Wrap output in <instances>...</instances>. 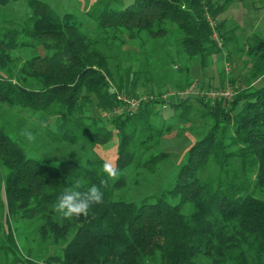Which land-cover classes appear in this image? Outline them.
Wrapping results in <instances>:
<instances>
[{
  "label": "trees",
  "instance_id": "1",
  "mask_svg": "<svg viewBox=\"0 0 264 264\" xmlns=\"http://www.w3.org/2000/svg\"><path fill=\"white\" fill-rule=\"evenodd\" d=\"M20 1L0 0V6ZM26 1L30 11L21 24L0 22V108L30 112L60 147L88 145L94 153L82 165H45L27 156L22 138L0 126V264H264V33L242 47L248 73L230 99L165 101L158 95L133 113L124 100L139 99L138 77L128 71L116 80L105 53L124 39L177 37L180 82L174 89L186 91L194 85L190 64L206 68L222 54L215 34L225 43L229 33L219 17L235 0H99L87 14L93 30L74 12L62 15L42 0ZM225 78L222 71L219 87L202 88L223 90ZM193 102L205 108L201 118L209 129L164 185L159 174L172 155L160 142L172 130L152 120L164 123L167 103L181 126L189 124ZM117 108H124L122 114L108 122L120 140L119 175L104 187L105 161L96 149L112 141L102 119ZM75 180L81 190L101 187L103 202L86 217L64 219L51 205ZM18 221L35 225L43 244L62 249L44 260L34 255L33 241L16 235Z\"/></svg>",
  "mask_w": 264,
  "mask_h": 264
},
{
  "label": "rangeland",
  "instance_id": "2",
  "mask_svg": "<svg viewBox=\"0 0 264 264\" xmlns=\"http://www.w3.org/2000/svg\"><path fill=\"white\" fill-rule=\"evenodd\" d=\"M42 1L49 3L62 15L67 12H74L83 19L86 27L91 30L94 29L95 25L89 20L87 14L99 0ZM131 2L132 0H125V5ZM214 2L221 5L225 0H214ZM28 10L26 0L9 4L6 7L0 6V22L7 26L10 23L21 24L29 15L30 10ZM219 21H226V30L229 33L227 36L228 41L224 43L215 34V42L222 54H216L215 59H211L213 63L206 68H202L199 62L196 61L190 64V75L194 82L191 89L203 90L202 86L209 83H212L214 87H219L221 84L218 79V73L222 71H224L226 76L222 84L226 87H231L236 91L238 84L244 82L248 73V66L245 52H241L242 47H249L253 43L255 36H260L264 33V3L262 0H235L229 10L219 17ZM233 29L234 31L232 32L231 30ZM179 51H181V48L178 38L172 37L158 41L134 40L128 42L124 39L123 42H114L105 53L110 58L111 68L115 73L116 80L121 76L125 78V73L130 71L131 75L135 74L136 78L138 77L135 93L140 95L139 99H148L149 97L156 98L158 95L169 97L171 93L178 91L174 89V85L180 82L178 74L179 64L176 61L177 52ZM166 74H168V79L165 78ZM145 77L147 80H145ZM131 80H133V76ZM128 86H131V82ZM168 100L169 98L166 101ZM189 108L190 110L186 116V118L192 119L189 124L186 122L185 125L182 124L181 126V123H178V116H174V111L167 103L166 108H163L161 113L164 123L160 122L158 118L152 120L157 126H164V128L170 126L168 130H172V133L165 135L160 142L161 149L172 155L171 160H168L169 162L162 164L163 167L167 166V171L160 172L159 174L161 178L160 182L164 177L167 179L163 182L164 185L172 182V174L175 168L181 164L185 153L193 145L196 138L209 129L206 122H202L203 119L201 118V113L205 111V108L197 102H193ZM94 114L96 113L94 112ZM33 119L30 112L17 113L9 111L6 108H0V126H5L13 132V135L23 139L25 142L23 143V148L30 159L39 160L45 165L57 166L61 160H74L82 165L89 158H92L94 152H92L88 145L87 147L81 145L62 148L60 147L62 145L53 142L49 138L46 127L36 122V118ZM102 120L104 121L102 126L109 133H113V137L109 144L104 147H97L96 151L104 161L112 162L116 166L118 145L120 143L118 132L113 124L108 122V119L104 118ZM25 128L30 129L36 135L37 139L35 143L28 144L20 136L21 130ZM128 178V189H132L135 187L133 182L135 177H132L129 173ZM116 180L117 178L111 181L114 182ZM141 190L144 193V189ZM129 198L130 196L125 197L127 200ZM0 218H3V213L1 212ZM14 226L17 230V236H27L30 242L33 241L29 247H35L33 248V254H41L42 260L52 255L55 250L62 249V246L54 247L50 242L46 244L40 242L38 236L35 234V225L29 222L18 221L17 224L14 223ZM2 264L5 263L3 262Z\"/></svg>",
  "mask_w": 264,
  "mask_h": 264
},
{
  "label": "clouds",
  "instance_id": "3",
  "mask_svg": "<svg viewBox=\"0 0 264 264\" xmlns=\"http://www.w3.org/2000/svg\"><path fill=\"white\" fill-rule=\"evenodd\" d=\"M20 136L28 144L35 143L37 139L36 135L28 128L21 130ZM101 168L105 178L101 179L100 184L107 187L109 181L116 179L119 172L115 164L109 161L103 162ZM81 187L80 180L73 181L71 186L66 188L56 202L51 205L52 210L64 219L86 217L92 205L103 202L101 187L91 185L85 190H81ZM33 264H41V262L33 261Z\"/></svg>",
  "mask_w": 264,
  "mask_h": 264
},
{
  "label": "built area",
  "instance_id": "4",
  "mask_svg": "<svg viewBox=\"0 0 264 264\" xmlns=\"http://www.w3.org/2000/svg\"><path fill=\"white\" fill-rule=\"evenodd\" d=\"M234 94V90L231 87H226L223 90H218V91H207V90H199V89H188L186 91L182 92H176V93H171L169 97L164 96V100L166 101L168 98H173L176 97L180 100L186 99L188 97H193V96H199L201 98H207L211 100H216L219 98H226L230 99ZM146 100L145 98L143 99H138V100H124L125 103H127L130 107L129 112L133 113L136 111V109L140 106L141 101ZM163 108H166V105H164ZM124 108H117L113 112H108L103 114V118L106 119H111L113 116L120 115L122 114Z\"/></svg>",
  "mask_w": 264,
  "mask_h": 264
}]
</instances>
